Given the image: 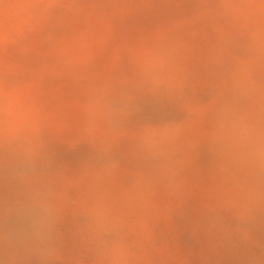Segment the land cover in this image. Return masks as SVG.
<instances>
[{"label":"rangeland","instance_id":"obj_1","mask_svg":"<svg viewBox=\"0 0 264 264\" xmlns=\"http://www.w3.org/2000/svg\"><path fill=\"white\" fill-rule=\"evenodd\" d=\"M258 148L264 0H0V264H264Z\"/></svg>","mask_w":264,"mask_h":264},{"label":"clouds","instance_id":"obj_2","mask_svg":"<svg viewBox=\"0 0 264 264\" xmlns=\"http://www.w3.org/2000/svg\"><path fill=\"white\" fill-rule=\"evenodd\" d=\"M257 152L258 154L264 153V148H258ZM32 211H34L37 214V224L34 228L31 239L32 242L37 246V248L43 251L46 248V242H47V231H48V225L46 221L47 208L43 203L37 202L33 206Z\"/></svg>","mask_w":264,"mask_h":264}]
</instances>
